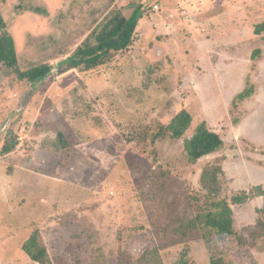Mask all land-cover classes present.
Listing matches in <instances>:
<instances>
[{
  "label": "rangeland",
  "instance_id": "obj_1",
  "mask_svg": "<svg viewBox=\"0 0 264 264\" xmlns=\"http://www.w3.org/2000/svg\"><path fill=\"white\" fill-rule=\"evenodd\" d=\"M139 6L127 51L58 74L113 11L130 17ZM0 9L18 69H53L29 83L0 63V264H36L23 251L35 230L52 264H264V236L253 234L263 200L232 203L264 186V41L254 35L264 0H0ZM250 85L234 125L232 101ZM182 110L192 117L184 137L153 141ZM203 122L224 147L190 164L184 139ZM213 164L223 175L211 193L200 180ZM222 200L236 235L175 240L182 222Z\"/></svg>",
  "mask_w": 264,
  "mask_h": 264
},
{
  "label": "trees",
  "instance_id": "obj_2",
  "mask_svg": "<svg viewBox=\"0 0 264 264\" xmlns=\"http://www.w3.org/2000/svg\"><path fill=\"white\" fill-rule=\"evenodd\" d=\"M32 12L47 15L48 11L40 7L31 8ZM141 17V7H137L130 17L124 16L120 11H113L100 27L92 35L91 41H86L82 46L59 66L58 74L66 76L75 71L88 72L110 64L119 54L127 51L135 40L136 29ZM7 24L0 9V63L13 71L20 81L29 83H38L48 77L53 70L50 65H42L30 68L26 71L18 69V56L14 38L5 30ZM254 35L262 37L264 41V20L254 27ZM260 50L255 51L252 59L260 54ZM253 95L252 85L237 94L231 106V115L233 124L239 125L241 122L240 106ZM192 124L191 115L182 110L176 114L170 123L163 127L157 133L153 141L169 136L172 139L179 140L184 137ZM58 142L63 149L70 147L63 131H59ZM224 147V140L221 136L210 130L205 122L196 127L194 134L190 138L184 139V151L187 161L190 164H196L204 157L210 156L221 151ZM15 148V142L5 144L2 149V155L9 154ZM223 175V169L219 164L207 165L201 174V185L208 192H217L220 176ZM259 197L263 200L262 209L259 210L258 227L254 228L253 234L264 236V186H255L249 192H244L243 197L232 198V203L241 205L247 200ZM213 209L203 215L199 214L195 219L188 222H182L175 231L176 241L189 242L193 239H199L200 234L197 230H208L214 236L225 239L236 235L234 230L233 210L227 200L215 201L211 204ZM206 239V237H203ZM23 251L36 264H52L46 245L41 239L40 231L35 230L30 238L24 243ZM138 264V263H137ZM182 264H188L182 261ZM210 264H224L222 259L212 257Z\"/></svg>",
  "mask_w": 264,
  "mask_h": 264
},
{
  "label": "built area",
  "instance_id": "obj_3",
  "mask_svg": "<svg viewBox=\"0 0 264 264\" xmlns=\"http://www.w3.org/2000/svg\"><path fill=\"white\" fill-rule=\"evenodd\" d=\"M155 8H157V7H155Z\"/></svg>",
  "mask_w": 264,
  "mask_h": 264
}]
</instances>
